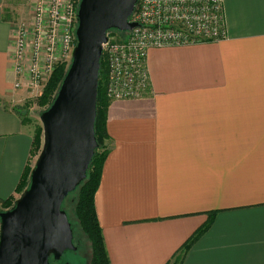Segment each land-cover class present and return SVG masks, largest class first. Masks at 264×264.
Wrapping results in <instances>:
<instances>
[{"label": "crops", "instance_id": "1", "mask_svg": "<svg viewBox=\"0 0 264 264\" xmlns=\"http://www.w3.org/2000/svg\"><path fill=\"white\" fill-rule=\"evenodd\" d=\"M10 1L0 0V202L18 199L34 142L13 87ZM223 18L221 40L150 49L147 90L107 107L94 207L110 264H264V0H223Z\"/></svg>", "mask_w": 264, "mask_h": 264}, {"label": "water", "instance_id": "2", "mask_svg": "<svg viewBox=\"0 0 264 264\" xmlns=\"http://www.w3.org/2000/svg\"><path fill=\"white\" fill-rule=\"evenodd\" d=\"M137 0H80L72 60L50 105L42 113V150L28 188L0 212V264H51L76 251L62 209L86 179L97 142L94 134L102 45L111 30L131 31Z\"/></svg>", "mask_w": 264, "mask_h": 264}, {"label": "built area", "instance_id": "3", "mask_svg": "<svg viewBox=\"0 0 264 264\" xmlns=\"http://www.w3.org/2000/svg\"><path fill=\"white\" fill-rule=\"evenodd\" d=\"M80 0H34L32 29L17 28L11 44L14 89L34 93L56 65L72 60ZM127 32L113 31L102 45L104 94L110 102L140 98L149 86L152 48L183 47L225 37L223 0H137ZM101 54V55H102Z\"/></svg>", "mask_w": 264, "mask_h": 264}, {"label": "trees", "instance_id": "4", "mask_svg": "<svg viewBox=\"0 0 264 264\" xmlns=\"http://www.w3.org/2000/svg\"><path fill=\"white\" fill-rule=\"evenodd\" d=\"M59 73V72H58ZM57 72L54 74V78L50 80L49 87L50 89H53V87H56V93L54 95V98L60 88V85L65 77L66 72H62L58 74ZM106 75V65L103 60V57L101 55L100 59V69H99V75H98V87H97V100H96V119H95V125H94V134L97 142V147L94 151L92 160L89 164L86 179L76 188V190L73 193L77 194L76 198V207H75V215L77 217V221L81 227V231L84 235L87 234L89 240L92 242V253H91V264H110L109 259L106 253L103 237H102V230L99 225L95 207H94V195L98 189L102 166L104 164V161L106 160L109 151H110V137L107 134L106 131V119H107V107L109 105V101L106 99L104 94V87H103V81ZM53 77V76H52ZM57 77L58 79H55ZM57 82V83H56ZM53 83V85H51ZM51 85V86H50ZM49 87L43 91L42 96L40 99H44L50 90ZM54 100V99H53ZM18 112V110H16ZM99 111L101 112V115H99ZM22 116L24 115L22 113V110H20ZM19 113V112H18ZM20 114V115H21ZM23 121L25 119L23 118ZM40 128V127H39ZM37 130L35 129L34 132V142L32 147L36 144L37 141ZM108 142V145H107ZM103 145L104 146V152L100 154L98 157H96V152L98 151L99 147ZM33 149V148H32ZM96 157V158H95ZM27 174V173H26ZM26 174L23 175V177L20 180V183L17 188V192L23 190V188L26 185ZM29 185V184H28ZM28 188V186L26 187ZM24 188V189H26ZM70 195V194H69ZM68 197V196H67ZM11 201V200H10ZM10 201H1L0 204L3 206H6ZM69 218V217H68ZM211 218V215H210ZM70 220V219H69ZM72 226V224H71ZM209 225H206V227L199 229L180 249V254L178 253L176 258L181 260L183 258L184 253L191 247V245L200 237V235L208 228ZM73 230V226H72ZM74 234V230H73ZM75 236V235H74ZM75 246V245H74ZM77 251V249H76ZM76 251H67L71 254H74ZM66 253L63 254L61 259L59 261L53 260L52 257H50V263L51 264H71L68 259H66ZM67 262V263H66Z\"/></svg>", "mask_w": 264, "mask_h": 264}, {"label": "rangeland", "instance_id": "5", "mask_svg": "<svg viewBox=\"0 0 264 264\" xmlns=\"http://www.w3.org/2000/svg\"><path fill=\"white\" fill-rule=\"evenodd\" d=\"M10 8L12 10V21L15 26V28L20 27L21 25H26L29 28V31L32 29V23L34 20L35 16V11H36V5L34 3V0H11L10 1ZM114 30L109 31V38H112L114 35L113 33ZM103 60L104 56L102 54ZM105 62V61H104ZM71 60H67L65 62H61L59 65H56L54 67V70L50 75L45 77L41 81V85L38 88L37 91L34 93H29L27 88L24 86L22 88V91L25 93L26 96H20V100L17 104L19 106L20 110H22L23 118L25 119L24 122H26L25 126L29 133L33 136L35 129L37 130V141L36 144L33 146L32 149V155H31V162L30 166L28 167L26 178H25V187L26 188L29 184L30 181V174L32 169L34 168L35 162L42 150L43 146V130H42V124L40 122V117L43 112H45L50 105L53 102L54 95L56 93V87H53V89H50L49 87V82L54 78V74L57 72L62 73V72H67L69 66H70ZM58 73V74H59ZM53 76V77H52ZM55 79H58L55 77ZM57 83V82H56ZM53 85V83H51ZM50 85V86H51ZM49 87V91L46 95V97L43 99H40V97L43 94V91L46 90ZM45 92V91H44ZM99 115H101V112L99 111ZM40 127V128H39ZM108 145V142H107ZM104 146L101 145L96 152V157H98L100 154L104 152ZM95 157V158H96ZM17 192L18 196L17 198L22 195L24 192V189ZM76 193H71L68 195V197L65 199L62 205V209L66 212L67 216L70 219V223L73 226L74 230V237H73V243L75 247L77 248V251L74 254H71L70 252H67L66 254V259L71 264H91V253H92V242L89 240L87 234L84 235L81 231V227L78 223V219L75 215V207H76ZM16 198L12 199L6 206H2L0 204V212H5L7 210H10L16 202ZM67 263V262H66Z\"/></svg>", "mask_w": 264, "mask_h": 264}, {"label": "flooded vegetation", "instance_id": "6", "mask_svg": "<svg viewBox=\"0 0 264 264\" xmlns=\"http://www.w3.org/2000/svg\"><path fill=\"white\" fill-rule=\"evenodd\" d=\"M76 249H77V248H76ZM62 256H63V255H62ZM60 259H61V258H60ZM60 259H59V260H60ZM59 260H58V261H59ZM67 264H68V263H67Z\"/></svg>", "mask_w": 264, "mask_h": 264}, {"label": "bare ground", "instance_id": "7", "mask_svg": "<svg viewBox=\"0 0 264 264\" xmlns=\"http://www.w3.org/2000/svg\"><path fill=\"white\" fill-rule=\"evenodd\" d=\"M135 9V8H134Z\"/></svg>", "mask_w": 264, "mask_h": 264}]
</instances>
